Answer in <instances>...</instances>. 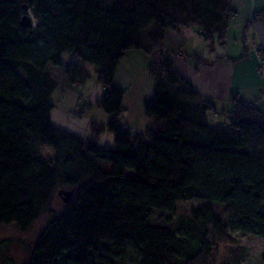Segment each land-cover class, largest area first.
Here are the masks:
<instances>
[{
	"label": "trees",
	"instance_id": "trees-1",
	"mask_svg": "<svg viewBox=\"0 0 264 264\" xmlns=\"http://www.w3.org/2000/svg\"><path fill=\"white\" fill-rule=\"evenodd\" d=\"M25 14L32 15L26 28ZM231 14L232 0H0V230L29 231L60 188L74 190L26 264H117L128 250L140 264H213L233 234L264 238V113L256 106L234 95L229 125L214 124L215 105L167 56L149 67L155 85L144 112L152 127L133 135L119 120L116 69L128 51L145 48V34L160 43L167 29L196 26L207 43L214 35L221 41ZM85 63L96 66L104 88L96 104L111 115L92 122L89 137L52 123L58 83L47 70L59 66L80 84ZM106 130L112 146L97 142ZM40 145L55 155L41 160ZM188 200L207 204L172 217ZM214 203L233 216L225 221ZM153 211L171 215L151 224Z\"/></svg>",
	"mask_w": 264,
	"mask_h": 264
},
{
	"label": "rangeland",
	"instance_id": "rangeland-1",
	"mask_svg": "<svg viewBox=\"0 0 264 264\" xmlns=\"http://www.w3.org/2000/svg\"><path fill=\"white\" fill-rule=\"evenodd\" d=\"M238 35L239 33H237L236 36ZM233 37L234 36L230 35V39L228 40L229 46L225 49H227L230 54H237L242 51L241 40L237 42L233 40ZM146 41H152V43H154L155 53L146 55L143 52H137L136 56L132 54L134 51L129 52L126 54L127 58H122L123 62L119 64L115 76L116 85L123 89L124 94L126 93L124 103L127 110L123 112L119 119L121 122H127L126 127L133 135L145 133L147 131V121L145 120L150 119L148 116H144L145 120L142 118V115L145 114H142L143 108L141 104L142 100L150 96L149 99H151L154 93L155 80L149 73V63L154 60H160L162 57H170L174 51L172 45L167 43V48L164 50L161 57L160 48H162V41L156 43L146 37L145 34V42ZM215 42L214 47L219 49L218 40L215 39ZM207 47L205 43L198 47V55L202 56L204 49H207ZM145 48L143 50H145ZM150 48L151 47H149V49L147 48V51H150ZM144 55L147 57H144ZM174 56L178 58L186 56V60L195 63L194 58L189 56V53L183 54L181 51H178L174 53ZM73 59L74 58L68 53H65L62 58L65 64L70 63ZM83 68L86 77L84 83L72 84L68 82L71 89L68 88L69 86L65 87L63 81H60L65 75L59 72L61 69L59 66L50 64L47 70L60 84L51 97V101L54 104L52 110V123L73 134L89 137L90 121L93 119L104 121V119H101L104 110L94 104L96 98L101 97L103 86L97 80V68L95 65L85 63ZM155 69L158 70L156 67ZM128 73L131 74V77H129ZM90 102L93 103L92 106L86 105ZM81 109L82 111H80ZM220 117L221 120L214 121V124L227 127V117ZM97 142L102 146H112L114 144V133L109 130L104 131ZM54 155L55 150L51 146H39V158L41 160L47 161ZM97 163L106 170L110 169V165L106 161L98 159ZM60 190L71 189L60 188ZM60 190H58L59 196L55 197L51 208L43 213L41 218L29 229V231L21 233L14 225L2 227L0 230V264H26L28 262L39 234L48 224L52 213H56L62 208L63 198L59 194ZM206 204L207 202L203 200L179 201L176 204L175 215L172 217L187 216L190 214L191 210ZM214 208L225 218V221H228L233 216L232 212L229 209H225L222 204L214 203ZM170 215L171 214L166 212L153 211L150 223L158 225L163 224L165 218ZM139 260L140 257L136 252L128 250L118 259L117 264H140ZM213 264H264V238L242 232L233 234L230 244H222L218 247L216 259Z\"/></svg>",
	"mask_w": 264,
	"mask_h": 264
},
{
	"label": "crops",
	"instance_id": "crops-1",
	"mask_svg": "<svg viewBox=\"0 0 264 264\" xmlns=\"http://www.w3.org/2000/svg\"><path fill=\"white\" fill-rule=\"evenodd\" d=\"M232 9L233 14L230 15V23L223 40L220 41L218 35H214L213 41L207 43L196 26H188L181 27L178 30L167 29L161 44L162 48H160L162 57L164 50L167 48L166 44L169 43L172 45L174 51L170 58L173 60L174 70L192 82L201 100L209 101L215 105L216 113L210 114L213 122L219 119L221 120V112L225 111L226 116L222 117H227V125H229V114L227 115V112L234 107V95H237L240 100L246 104L256 106L264 113V97L261 96V93H264V73H260L259 71V62L264 57V15L260 16L256 22H250L256 12L264 10V0H232ZM237 33H239L238 36H236ZM230 35L234 36L233 40L237 42L241 40L242 51L237 54H230V52L225 49L229 46L228 40L230 39ZM215 39L218 40L219 49L214 47L216 43ZM204 43L207 44L208 47L204 49L202 56H200L198 55V47ZM153 45L154 43H152V41H146L144 46L148 49L151 47L152 49L150 48V51H147L148 49L145 48V50H130L127 54L132 51H134L132 54L135 55L137 52H143L146 55L154 54L155 45ZM178 51H181L183 54L189 53V56L194 58L195 63L186 60V56L183 58L175 57L174 53ZM144 57L147 56L144 55ZM124 58H127V55ZM201 58L207 60L208 63L200 62L199 59ZM123 59L120 63L123 62ZM160 60L150 62L149 67L151 64H158ZM119 64L116 69V74ZM59 72L63 73L62 69H60ZM128 75L131 77L130 73H128ZM53 79L57 82L54 77ZM60 81H63L65 87L69 86L68 88L71 89V86L68 84L69 80L67 76L62 77ZM83 83L84 81L80 84ZM58 86H60L59 83ZM117 87L122 89L120 86ZM102 90L101 96L104 93V88ZM125 94L122 101L123 112L127 110L124 103ZM99 98H96L94 102L95 105H97L96 101ZM149 98L141 102L143 108L142 114H145L144 103L152 99ZM92 104L93 103L90 102L86 105L92 106ZM80 111H82V109ZM142 116L144 119V116L148 115L145 114ZM110 117L111 115L104 111L101 118L104 119V121L93 119L90 121V126L92 122L106 123ZM148 117L150 119H144L147 121V131L153 125V119L150 116ZM121 123L127 125V122Z\"/></svg>",
	"mask_w": 264,
	"mask_h": 264
},
{
	"label": "water",
	"instance_id": "water-1",
	"mask_svg": "<svg viewBox=\"0 0 264 264\" xmlns=\"http://www.w3.org/2000/svg\"><path fill=\"white\" fill-rule=\"evenodd\" d=\"M26 9H27V6H26ZM21 25L25 28L32 25V15L30 14L23 15L22 20H21ZM73 193H74L73 189L59 191V194L62 196L64 202H67L72 197Z\"/></svg>",
	"mask_w": 264,
	"mask_h": 264
},
{
	"label": "built area",
	"instance_id": "built-area-1",
	"mask_svg": "<svg viewBox=\"0 0 264 264\" xmlns=\"http://www.w3.org/2000/svg\"><path fill=\"white\" fill-rule=\"evenodd\" d=\"M259 71L260 73H264V57L259 62ZM261 96L264 97V93H261Z\"/></svg>",
	"mask_w": 264,
	"mask_h": 264
}]
</instances>
